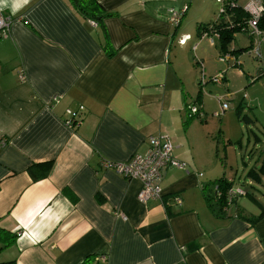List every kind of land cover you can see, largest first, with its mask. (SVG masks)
<instances>
[{"label":"crops","instance_id":"0c3cea01","mask_svg":"<svg viewBox=\"0 0 264 264\" xmlns=\"http://www.w3.org/2000/svg\"><path fill=\"white\" fill-rule=\"evenodd\" d=\"M96 1L113 14L99 25L68 0H29L15 13L9 0L0 8L12 18L0 36V263L264 264V217L255 221L260 213L234 202L216 217L203 197L202 187L213 182L201 173L209 174V143L187 116L185 92L195 79L185 81L181 62L187 42L208 37L197 26L194 35L179 30L186 4L205 6ZM239 62L232 71L244 78ZM225 81L224 72L220 85ZM67 110L78 112L75 127L65 123ZM158 136L169 137L185 168H167L161 200L141 204V182L103 162L143 156L148 139ZM47 162L49 175L33 182L28 168ZM262 162L258 157L250 170ZM241 197L264 211L247 190Z\"/></svg>","mask_w":264,"mask_h":264},{"label":"rangeland","instance_id":"374dc122","mask_svg":"<svg viewBox=\"0 0 264 264\" xmlns=\"http://www.w3.org/2000/svg\"><path fill=\"white\" fill-rule=\"evenodd\" d=\"M199 2L205 7L198 10L200 6L191 1L181 10L184 16L179 32L182 35H194L197 23L208 24L217 19L220 11L218 0ZM238 3L241 8L251 3L260 4L252 0H238ZM179 38V35L176 36L173 47L177 46L176 42ZM210 40L213 41V47L209 44ZM248 44H250L249 40L238 34L231 45L235 49H246ZM218 45L216 38L208 37L199 44L187 42L182 48L184 53L181 74L185 81L189 79L191 84L195 79V86L190 91L186 90L185 98L188 106H195L203 115L189 118V121L199 123L196 125L198 130L202 133L203 140L209 143L207 152L210 157L206 158L209 174L206 176V172L201 173L211 181L234 178L237 186H240L245 193L247 190L264 206V177L261 184L251 183L247 178L258 157L264 160V77H258V64L249 60L245 53L239 56L243 64L239 69L244 74V78L238 77L232 68H226V64H218ZM193 46H196L194 53ZM199 62L204 63V85H201ZM224 72L226 81L222 86L211 82L217 74ZM229 93L233 96L226 99L228 110L219 117L213 116L220 109L215 97ZM244 118L249 119V122H245ZM234 203L253 215H258L262 209L256 208L248 197H236Z\"/></svg>","mask_w":264,"mask_h":264},{"label":"built area","instance_id":"2783aa9c","mask_svg":"<svg viewBox=\"0 0 264 264\" xmlns=\"http://www.w3.org/2000/svg\"><path fill=\"white\" fill-rule=\"evenodd\" d=\"M224 1L218 0L220 3L219 16H223ZM230 6H235V3L230 1ZM242 10L246 13L247 18L244 23L238 24L236 35L240 34L245 36L251 46L244 52L245 55L251 58L252 61L258 64V77H264V1L260 4L251 3L248 6L243 7ZM170 24L177 25L179 22V14L174 10L170 12ZM94 25L93 22H90ZM11 24V16L5 15L0 12V36H6ZM235 35V36H236ZM202 37L212 36L218 38V32H211L209 34L204 33ZM180 44H184L185 40H181ZM209 44L212 46L213 41L210 40ZM196 48L193 50L195 51ZM243 54V53H241ZM239 56L230 50L228 52L219 54L218 63L226 64L227 68H235L240 64ZM201 68V85H203V64H200ZM224 73L217 74L211 79V82L215 85H219L222 82ZM231 96H228L230 98ZM216 101L220 105V112L223 114L228 110L226 104V96H217ZM187 113L190 118L195 116H201L199 109L195 106H187ZM65 123L69 127H75L79 123L78 112L70 110L66 111ZM215 117H219V114H215ZM174 147L171 140L167 136L150 137L148 139V147L145 155H133L129 160L123 163L111 164L103 162V166L107 169L114 170L117 174L125 177L128 180H138L141 182V189L137 195L139 203L144 204L148 200L156 199L161 200L162 190L160 188V181L167 168L184 169L185 165L178 161L173 155ZM244 195V192L239 189H232L228 192V196L235 199L237 196ZM173 203L176 206L181 205V200L177 197L173 199Z\"/></svg>","mask_w":264,"mask_h":264},{"label":"trees","instance_id":"16d2710c","mask_svg":"<svg viewBox=\"0 0 264 264\" xmlns=\"http://www.w3.org/2000/svg\"><path fill=\"white\" fill-rule=\"evenodd\" d=\"M69 4L75 9L77 14L83 19L93 22L94 24H100L105 18L112 17L113 14L106 13L102 10L96 0H68ZM230 1L235 3V6H230ZM224 10L225 13L223 16L217 17L214 22L210 24H198L197 30L199 31V36L204 33L218 32V41H219V53H225L230 50L237 55L246 52L251 44H248L246 49H235L231 45L235 39V33H237L238 28L236 26L246 21L247 15L237 5L236 0H226L224 1ZM12 20V18H11ZM106 48L108 43L105 42ZM112 54V53H109ZM187 107V105H185ZM188 116V115H187ZM189 117V116H188ZM190 118V117H189ZM245 122H249V119L244 118ZM53 167L52 162H47L43 164H35L28 168L27 172L31 177L33 182L39 181L46 178L51 172ZM262 177H264V162H262L261 167L258 172H254L253 169L248 172L247 178L256 184H261ZM234 180L228 181L225 178L215 180L211 183L206 184L202 187L203 197L207 203V206L211 213L216 217L223 216L224 211L234 202V199L228 196V192L232 190L235 186ZM240 187V186H239ZM255 200L253 197H251ZM264 217V211L260 212L255 221ZM16 238L12 236L10 243H13ZM93 258H86L82 264H104L97 259L93 263ZM0 264H15V262H4Z\"/></svg>","mask_w":264,"mask_h":264},{"label":"clouds","instance_id":"9594fccd","mask_svg":"<svg viewBox=\"0 0 264 264\" xmlns=\"http://www.w3.org/2000/svg\"><path fill=\"white\" fill-rule=\"evenodd\" d=\"M28 3L29 0H11V10L13 13H15ZM8 4L9 0H0V8L7 6Z\"/></svg>","mask_w":264,"mask_h":264}]
</instances>
